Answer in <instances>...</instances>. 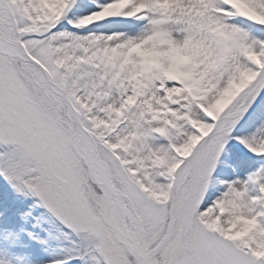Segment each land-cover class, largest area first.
Wrapping results in <instances>:
<instances>
[{
	"label": "snow or ice",
	"instance_id": "snow-or-ice-1",
	"mask_svg": "<svg viewBox=\"0 0 264 264\" xmlns=\"http://www.w3.org/2000/svg\"><path fill=\"white\" fill-rule=\"evenodd\" d=\"M0 264H264V0H0Z\"/></svg>",
	"mask_w": 264,
	"mask_h": 264
}]
</instances>
